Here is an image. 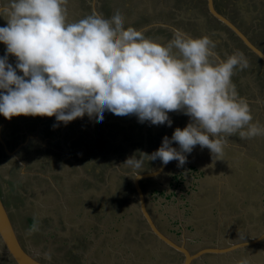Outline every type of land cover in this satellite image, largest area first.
Segmentation results:
<instances>
[{"label":"clouds","instance_id":"9594fccd","mask_svg":"<svg viewBox=\"0 0 264 264\" xmlns=\"http://www.w3.org/2000/svg\"><path fill=\"white\" fill-rule=\"evenodd\" d=\"M66 4L8 0L0 11L7 21L0 27V43L6 46L0 57V115L5 119L54 116L67 125L85 115L102 122L108 111L171 127L168 113L183 112L192 122L175 129L171 139L164 137L154 153H141L165 166L178 161V167L197 145L219 160L224 136L264 135V125L252 123L249 104L238 98L231 81L234 69L248 66L242 54L220 59L213 41L180 29L162 46L132 27L125 30L119 13L104 18L93 12L69 23ZM9 56L16 58L15 68ZM123 165L139 170L143 160L133 156ZM140 173L135 179L142 178Z\"/></svg>","mask_w":264,"mask_h":264},{"label":"crops","instance_id":"0c3cea01","mask_svg":"<svg viewBox=\"0 0 264 264\" xmlns=\"http://www.w3.org/2000/svg\"><path fill=\"white\" fill-rule=\"evenodd\" d=\"M89 1L90 0H74L72 4L80 2L79 6H83L86 10H88V13L86 14L88 16L92 14ZM141 1L143 2V0ZM160 2L163 4L164 0H160ZM223 2L219 7L221 8V13H225L222 9V6H224ZM103 3H97L96 9L104 18H111L116 13L121 14L123 18L125 16L129 17V12L127 10L129 7L127 3L123 4V7L120 10L112 11L111 9L108 10V13L102 9L104 5ZM5 5L6 4L0 1V11L3 10V6ZM142 9H147V13L150 16L149 18L148 15L144 17L139 16L138 11H143ZM161 10L164 11L163 8H161ZM167 11H171L172 14L176 13V9H169ZM141 18L144 19V23L139 22V19ZM207 19L211 20L208 15ZM154 22H162L168 25L175 26L185 33L192 35L194 38H209L215 44L214 52L217 53L222 59H225V57L223 52L221 51V48L225 47L226 45L229 46L231 52L235 50V52H237V55L238 53H243L245 55L243 57L247 56V58L251 59L255 57L254 55L250 54L245 48H243L245 49V51H243L242 47H239L241 48V51H237L235 49L236 46L234 48V46L231 45L228 37L226 38V33L223 30L226 31L227 29H225L221 25L220 27H210L211 30L207 29L209 32H205L206 35L195 30H193V32L187 31L176 21H170L166 18L164 19L163 17L153 15L149 5H145L144 7L140 6L138 8L136 7V12L133 14L132 19H124V28L126 30L128 27H132L137 30L149 23ZM6 26L7 21L0 17V27ZM142 34L145 36V38L151 39L152 41L157 42L162 46L167 44V42L173 38V32L160 27L152 28L143 32ZM214 36H216V38ZM173 52L175 53L176 50L173 49ZM236 69L237 71H239L240 68L237 67ZM17 72L19 71L17 70ZM232 77L234 79V76ZM234 81L235 79L232 80V83ZM106 112L107 116L103 119L102 122H97L94 117V119H92V121L88 125L87 122L85 125L80 126L73 124L72 122L65 125L62 122H57L55 117L53 118V120L49 117L39 116L13 117L11 121H15L16 123L21 124L23 126V129L21 131L19 129H9L6 131V133L1 132V138L4 140V142H7H5V144L8 150H15L21 143H25V149L28 150L11 151L15 152V154L18 156L20 162L23 163V165H21L13 156L7 155L2 145L0 144V149H2V151L0 152L4 156L2 157L4 158L2 159L3 168H6L7 172L10 174V178L13 179L12 183L11 181L8 182L9 185L10 183L12 185L11 189L15 190L14 201L16 204V209L14 213H12L14 215V227L17 230L18 235H20V233L25 235V230H35L41 235L45 230H49L50 232L52 231L50 228L55 227V229L63 232L66 237L70 235V242L67 241L69 239H66V241L67 243L71 244L74 238L73 235L76 233H80L79 231L81 229L83 230L85 228V234L89 236V239H92L91 236L95 234L94 232L97 227H104V223L87 222L88 215L96 211V209L94 208L95 204L90 202L91 199L94 198L96 200L99 197L110 196L109 193H104L106 190H103V187L107 185V183H109L108 175H110L109 173H111L110 170L109 172H107V178L105 179L102 178L101 180H95L88 177L91 171H94V173H98V169L95 168L96 162L94 161L99 160L100 162L99 164H97V167H102V161L99 158L100 155L98 151H96L97 149L95 147V143H91V140H96L97 130L101 129V139L103 141L105 140V143L107 141L110 144L109 147L112 145L115 149L117 148L116 146L118 139H126L127 142L119 145L121 146L119 148L120 151H127L129 153V159L132 158V152L150 155L158 150L159 147H161L163 141L162 137L159 142H156L157 139L162 136L161 134H159L161 130L170 131V135L168 136V138L171 139L175 129H177L179 125H181L180 129L183 130L190 122H192L190 120V117L184 115L183 112L168 113L169 119L172 121L171 127H169L167 123L164 125H151V123L148 121L141 123L139 122L138 117H136L135 115L121 117L116 116L111 112ZM83 119L87 121L90 120L87 115H85ZM54 124L58 126L54 128ZM113 126H115L116 129H114ZM0 127L3 126L0 125ZM224 139L226 141L227 139H229L228 142H230L227 151L228 153H230L231 151L249 150L250 146L249 144H247V140H239L238 133L231 136H224ZM9 143L11 145V148L8 147ZM172 145L174 146L176 145V143H173ZM205 150L210 151L207 148L202 149L199 145L195 146L193 149V151ZM113 155L114 154H111V156ZM243 155L245 156V154L242 152L241 156ZM114 156H116V154ZM223 156L224 157L222 158V160L224 159L226 161L225 155ZM153 162L154 163L152 164V166H154L155 163L158 164L157 160ZM172 162L173 161L170 162L168 168H170ZM178 163V161H175L177 167ZM123 164L124 163L121 164L120 162L119 164L111 167H118V169H115V171H119L121 169L120 166L128 168ZM223 165H225V163H222V166ZM144 166L145 165L143 164L141 167V173L154 169L150 168L149 166ZM222 166L221 164H214V162L208 163L207 160L204 167L196 168L190 158L187 157V162L183 166L178 167L173 171L171 170L168 176L163 177V172L157 178L149 179L148 184L152 183L154 187L151 186V191L145 190V195H148V197H152L155 196L158 192L157 194L161 196L162 192H164V196H171V199L169 200L171 201L175 195L178 199L179 197H182V195L185 197L188 194H193L198 198L197 201L199 202H194V206L196 208L201 206L199 214L197 213V209L195 210L194 217H196V219L203 220V222H201L203 224H210L209 228L212 230V232H216V222L211 223V219L214 218L215 220L217 214L225 210L226 203H229V200H231L229 199V197L233 198L234 195L239 194V190L236 189V186L232 188V185H229V183L232 184V182L229 181L231 179V176L219 171V168ZM243 168H245V165H243ZM205 173H208V175H206ZM14 174H17L18 177L16 176L15 178L13 176ZM117 180L119 181V179ZM206 181L210 182V184L205 183ZM242 183L244 184L243 187H241L242 190L246 192L247 195H250L249 198H253V200H249L248 204L250 206L254 205L255 207H258V205L261 203L264 205L263 181L254 180L253 182L248 181L247 183ZM94 185H96L97 187H94ZM159 187V191H156V189ZM113 188L115 189L114 191H116L118 188V183L115 184L114 182ZM229 189H236L237 193H232V190L229 191ZM114 191H112V193L117 194V192L115 193ZM207 192H209L210 194ZM231 194L233 195V197L231 196ZM97 203L99 202L97 201ZM235 205L236 206L233 205L232 207L235 215L244 213V207L240 201H237ZM207 211L208 217L211 216L209 223L207 218L201 216V213L206 214ZM85 215L87 217H85ZM26 219L33 221L32 224H29V227L25 223ZM191 220L192 221H190L189 224H193L191 228H194V225H196V220L193 217ZM83 225L86 226L83 227ZM196 227L198 229L205 228L201 225H196ZM260 227L264 228L262 226ZM224 230L225 229L223 228V231L221 232H224ZM183 232L186 233L185 229L183 230ZM263 233H261L257 237H261V239L258 240L257 243L253 244L256 245L254 247H257V244L259 242L264 241V237L262 238ZM257 238L250 239L249 241H239L234 244L247 242L251 243ZM249 246H245L239 249H233L231 251H227L224 249L222 254L236 250H248ZM250 259L251 261H253L252 258ZM250 264H252V262H250Z\"/></svg>","mask_w":264,"mask_h":264},{"label":"rangeland","instance_id":"374dc122","mask_svg":"<svg viewBox=\"0 0 264 264\" xmlns=\"http://www.w3.org/2000/svg\"><path fill=\"white\" fill-rule=\"evenodd\" d=\"M0 1L4 4H7L8 2L7 0ZM73 1L74 0H67V4L65 5L67 9V22L69 23L79 21L80 19L86 17V14L88 13V10H86L83 6H79L80 2L72 4ZM98 2L100 4L103 2L106 3L108 9H112V11L120 10L123 7V4H125L126 2H128L129 5L133 4L132 8L127 9L129 12V17L125 16V20H129V18L132 19L133 14L136 12V7L138 8L140 6L144 7L145 5H149L153 15L163 17L164 19L166 18L170 21H176L187 31L193 32V30H195L206 35L205 32L208 31L207 29L211 30V25H208V21L210 19H207L208 14L206 12L205 3L203 0L202 4L195 3L193 2V0H182L181 2H178L177 0H164L163 4L160 2V0H143V2L140 1V3H138L136 0H98ZM216 2H218V0H216ZM223 3V12L227 13L231 17V20L237 22L239 26L244 28L243 30L247 32L246 35L249 36L259 47L264 48V0H224ZM161 8H163L164 11H162ZM169 9H176V13L172 14L171 11L168 12L167 10ZM142 10L143 11H138L140 17L143 15V13H146L148 15L147 9ZM223 31L226 33V38L228 37L231 45L234 46V48L236 46L235 49L237 51H241L238 42L231 37L229 32L225 30ZM214 37L216 38V36ZM221 51L223 52L225 59L228 56L237 54L235 50L231 52L228 45L222 47ZM243 51H245V49H243ZM5 54L6 46L3 43H0V57H4ZM239 54L245 56L243 53H238V55ZM244 59L247 61L248 66L243 70L239 69V71H237V69H234L233 76L235 81L233 82V84L236 86V91L239 95L238 98L245 99L249 104L251 115L253 116L252 123L259 122L260 125H264V68L262 65L254 64L255 62L251 58H247V56L244 57ZM8 63H10L13 68H15L17 63L16 58L14 56H9ZM17 74L23 75L20 72H17ZM106 116L107 112L105 111L104 118ZM53 118L54 116L51 117L52 120ZM92 119H94V117L88 121L84 120L83 118H77L76 120L72 121V123L80 126L85 125L88 122V125L92 121ZM11 120L5 119L2 115H0V125L3 126V130L5 131L4 133H6V131L9 129H19L20 131L23 129V126L21 124H18L15 121ZM113 128L116 129L115 126H113ZM178 128L180 129L181 125H179ZM101 132V129L96 131V140H91V143H95V147L97 149L96 151H98L100 155L99 158L102 161V167H97V164H99L100 162L99 160L94 161L96 162L95 168L98 169L99 174L91 171L88 177L95 180H101L102 178L105 179L107 178V172H109L110 170L111 173L109 174L111 176L108 175L109 183H107V185L103 187V190H106L104 193L110 194V200H112L113 198L123 199V190H118L123 184L117 180L118 176L128 175V180H131L133 177L132 172L139 173L142 170L141 168L139 170H134L130 167L125 168L123 166H120L121 169L119 171H115V169H118V167L111 166L119 164L120 162L121 164L125 163L126 159H128L129 153L127 151H120L119 148L121 147L119 145L127 142V140L118 139L116 146L117 148L115 149L114 146L111 145L109 147L110 144L107 141L105 143V140L103 141L101 139ZM169 132L170 131L161 130L159 134H161L162 136L158 138L156 142H159L162 137H168L170 135ZM238 138L239 140L242 139L239 133ZM244 140H247V144H249L250 146L248 151H231L230 153H228L227 151L230 142H228L229 139H227L226 145L223 148V155H225L226 161L224 159L222 160V158L224 157L223 155L218 158L219 160H214L212 153L206 150L192 151L190 154H185L186 157L190 158L196 168L204 167L207 160L208 163L214 162V164H221V166L222 163H225V165L219 168V171L221 173L224 172V174L230 175L231 179L229 181L232 182V184L229 183V185H232V188L236 186V189L239 190L238 195H234L233 197V195L231 194L233 198L229 197V199L231 200H229V203H226L225 210H223V212L221 213H218L217 217H215V220L214 218L211 219V216L208 217V211L206 212V214L201 213L202 217L208 219V223L210 219L211 221H213V223L216 222L218 232H212V230L209 228V224H207L206 226V224L201 223L203 222V220L196 219V217L193 216V218L196 220V225H201L205 228L198 229L196 225H194V228H189L188 230L185 229V242L190 244L192 249L199 250L207 242H211L212 246L218 245L221 246L220 248H226L239 241H249L250 239L257 238L261 233L264 232V228L260 227H264V205L261 203L258 205V207H255L254 205L250 206L248 204L249 200H253V198H249L250 195H247L246 192H244L241 188L244 185L242 182L247 183L248 181L253 182L254 180H262L264 183V135ZM105 145L108 147H106ZM172 146L173 145H171V147ZM9 147L11 148L10 143ZM242 152L245 154V156H241ZM111 154H116V156H111ZM131 154L132 157L135 156L137 159H140V156H142L141 154L135 152H132ZM2 157L4 156L0 152V194L2 196V199L4 200L5 205L8 208V211L10 210L9 214L11 219L12 216L14 219L13 213L16 209V204L13 198L15 196V190L11 189V183L9 185L8 181H10V179L12 178H10V174L7 172L6 168H3L2 159L4 158ZM157 162L158 164L155 163L154 166H152L154 162L151 160L148 161L147 157H143V164L145 165L144 167L149 166L150 168L155 169L161 163L159 159H157ZM202 163L204 166L202 165ZM243 165H245V168H243ZM109 168H112L113 171ZM122 168H124L125 170ZM177 168L178 167L175 164V160H173L170 168L167 167V169L164 171L163 177L168 176L171 170L173 171ZM205 174L208 175V173ZM13 176L15 178L16 176L18 177L17 174H14ZM114 182L115 184L118 183V188L116 191H114L115 189L113 188ZM205 183L210 184V182L208 181H206ZM142 186L143 190L147 191L152 190L151 186L154 187L152 183L148 184V180H143ZM94 187L97 186L94 185ZM236 189H229V191L232 190V193H237ZM112 191H114L115 193L117 192L118 195L113 194ZM126 192L129 193V191L127 190ZM129 194L133 195L134 193L133 191H130ZM155 196H158V194L156 193ZM155 196L148 197L149 202H151L150 204H153V197ZM193 197L196 199V201L198 200V198L194 195ZM237 201H240L244 207V213H240L239 215H235L234 211L232 210L233 205L236 206L235 203ZM197 203L199 202L197 201ZM105 206L106 203H103L101 208L107 210ZM130 207L133 208V212L137 214L135 211L137 206L133 203L130 204ZM175 208L176 207L170 201L165 202L164 206L162 207V213H167L168 211H172ZM196 209L197 213L199 214L201 206L197 207ZM122 213L124 215V207L119 211L111 210L108 214L104 213V211L101 209H97L95 212H92L88 215L87 222L104 223V227H97L94 232L95 234L91 236L94 241L92 243L87 242L84 245V250H82L80 258L84 259L85 262H80V264H92L93 260L96 262L98 257L106 259V264H113L114 261H117L119 264H134L135 260L137 259L136 257H139L141 254L144 255L140 250V247H146L148 249L149 254L146 255V257L148 256L150 260H153L155 258V251H153L155 242L152 241L150 244H142L140 241L138 232L142 229V224L134 222L132 225H127L123 220L124 217L120 218V220L118 221L119 218L117 217L122 215ZM135 216L138 217V214ZM85 217L87 216L85 215ZM137 221L141 222L139 218ZM84 226L86 225H83V227ZM125 228H130L129 230H132V232H127ZM223 228L225 230L224 232H221L223 231ZM50 229L52 231L49 232V230H45L41 235L35 230H25V235L20 233V237L26 248L33 252V255L44 258L45 253H47L48 256H50V260H52L54 264H76L72 260L67 259L65 256V253H67L70 248V243H67V241L70 242V235L66 237L63 232L55 229V227ZM79 232L83 233V230L81 229ZM73 236H75V240L79 239L80 237L77 233ZM66 239L69 240L66 241ZM254 246L256 245L249 246L248 250H236L223 254H214L213 256L208 257H206V255H202L198 262L195 263L250 264V262H252V264H264V241L259 242L257 244V247ZM95 247L97 248L95 251H93V248ZM250 258H252L253 261H251Z\"/></svg>","mask_w":264,"mask_h":264},{"label":"flooded vegetation","instance_id":"af4514ba","mask_svg":"<svg viewBox=\"0 0 264 264\" xmlns=\"http://www.w3.org/2000/svg\"><path fill=\"white\" fill-rule=\"evenodd\" d=\"M177 1L181 2L182 0H177ZM203 1L205 3V0H203ZM223 1L224 0H219V3H217L216 0H214L215 7L217 8V10L219 12L221 10V8H219L220 4ZM90 2H91V0L89 1V3ZM193 2L202 4L201 0H196V1L193 0ZM206 12H207V10H206ZM225 15H227L231 19V17L227 13H225ZM211 19H213V18H211ZM233 23L245 35L247 34V32H245L243 30L244 28L239 26L237 24V22L233 21ZM226 31L229 32L231 37L238 42L240 47L242 46V48H244V46L241 44V42L235 36H233V34L228 29ZM249 39L253 43H255L250 37H249ZM0 128H1V132L4 133L3 127H0ZM8 147H9V144H8ZM25 148H26L25 145H23L19 149V151H28ZM0 151H2V149H0ZM10 151H12V149ZM142 158L143 157H141L140 159H142ZM127 176L128 175H122V176L120 175L117 178L123 184L119 188V190L120 189L123 190V194H124L123 199L113 198L112 200H110L111 199L110 196H103V197L97 198L96 200L93 198V199H91L90 202L95 204L94 208L96 210L101 209L106 214H108L111 210L119 211L121 208L124 207V215L122 213V215L118 216L117 217V218H119L118 221L120 220V218L124 217L123 220L125 221V223L127 225L128 224L132 225L134 222H138L139 224H142V229L139 230V232H138V234L140 236L141 243L142 244L143 243H149L150 244L152 241L155 242L154 248H153V251H155V258L153 260H150L148 256L146 257V255L149 254L148 249L146 247H140V250L143 252L144 255L141 254L139 257H136L137 259L135 260L134 264H182L184 261V256L182 255V253L180 251L169 246V244H167L166 241H160L155 235H153L151 232H149V227H148L145 219L143 218L142 214L138 210L139 204H138V201L135 197V192L132 188V182H131V180H128L129 177H127ZM10 181L12 183L13 179H10ZM141 184H142V182H141ZM159 189L160 188H157L156 191L157 190L159 191ZM126 190L129 191V193H130V191H133L134 194L130 195L128 192H126ZM144 193L146 194L145 190H144ZM117 195H118V193H117ZM0 196H1V194H0ZM170 197L164 196V192H162L161 196H159V194H158V196H155L153 198V204H150L151 202H149L148 196L145 195L146 209H147L153 223L155 224L156 228L164 235V237H166L167 240L175 243L179 247L184 246V248L189 252L190 255L196 254L197 252H199L200 250H203L205 248H213V249L220 248L221 246H218V245L212 246L211 242H207L206 244H204V246L202 248H200L199 250H196V249H192L190 244L185 242L186 241L185 240L186 234L183 232V230L184 229L188 230L189 228H191L193 226V224H189V223H190V221H192L191 219L195 215L196 207L194 206V202L196 201V199L193 197L192 194L191 195L188 194L185 197L182 195V197H179L178 199L176 198V195H175L170 202L176 208L173 209L172 211H168L167 213H162V211H163L162 207L164 206V203L166 201H169L171 199ZM1 198H2V196H1ZM14 199L15 198H13V200ZM93 200H95V201H93ZM2 201L4 203L3 199H2ZM97 201L99 203H97ZM103 203H106L105 208L107 210H104L101 208ZM112 203H113V205H112ZM133 203L137 206L135 211L138 214V217L135 216L137 214H135L133 212V208L130 207V204H133ZM126 210H128V211H126ZM9 216H10V214H9ZM138 218H139V220H141V222L137 221ZM10 219H11V217H10ZM11 221H12L13 225H15L13 218L11 219ZM210 222L213 223V221H210ZM25 223L29 227V224H32L33 221L26 219ZM129 229L130 228H127V229L125 228V230H127V232L128 231L132 232V230H129ZM84 230H85V228L83 229V233H78V235L80 236L79 239L75 240V238H73L72 243L69 244V247H70L69 250L67 251V253H65L66 258L69 260H72L76 264H80V262H82V263L85 262L84 259L80 258V255L82 254V250H84L83 247L87 242L92 243L94 241L92 239H89V236L85 234ZM180 236H181V238H180ZM18 238H19L20 245L23 248V250L26 251L29 255H32L37 261H39L43 264H54V262L52 260L46 258L45 255H44V258L46 260L44 258L37 256V255H33V252H31V250L27 249L26 246L24 245L20 235H18ZM96 248L97 247L93 248V251H95ZM221 249H223V248H221ZM5 252H6L5 248L0 250V264H16L15 261L12 259V257H9ZM214 254H220V253H206V254H202V255H206V257H208V256H213ZM202 255L193 259L190 262V264H196ZM106 263H107L106 259L98 257L96 262L93 260L92 264H106ZM113 264H119V263L117 261H114ZM125 264H127V263H125Z\"/></svg>","mask_w":264,"mask_h":264},{"label":"water","instance_id":"95a60500","mask_svg":"<svg viewBox=\"0 0 264 264\" xmlns=\"http://www.w3.org/2000/svg\"><path fill=\"white\" fill-rule=\"evenodd\" d=\"M99 3L98 0H91L90 6H91V11L92 13H98V10L96 9V4ZM205 7L207 10L208 15L216 20L221 26H223L225 29H228L233 36H235L241 44L244 46V48L252 55H254L256 58H258L264 65V48H259L255 43H253L247 35H245L234 23L233 21L225 14L219 12L217 8L215 7L214 0H205ZM164 28L168 29L169 31L173 32L175 29H179L175 26L168 25L162 22H154V23H149L139 29L137 31L140 32H145L147 30H150L152 28ZM181 30V29H180ZM184 32V31H183ZM192 38H194L192 35L188 34ZM195 39V38H194ZM217 54V53H216ZM217 56L222 59L218 54ZM1 128H0V144L2 145L4 151L6 152L7 155L13 156L21 165H23L22 162H20L18 156L15 154V152H11L8 150L4 140L1 138ZM25 145V143H21L18 145V147L15 150L12 151H19V149ZM179 151V145L176 144L173 146ZM170 163V162H169ZM169 163L165 166L160 163V165L147 172H142L140 173L141 179H135V176L138 174V172H132L133 177L131 179L132 182V188L135 192V197L138 201V210L142 214L143 218L145 219L148 227H149V232H151L153 235H155L160 241H166L169 246L172 248L180 251L182 255L184 256V261L182 264H190V262L199 257L202 254L206 253H222L225 250L231 251L228 249H239L245 246L253 245L258 242V240L261 239L257 238L253 240L251 243H239V244H234L230 245L226 248H205L203 250H200L196 254L190 255L189 252L184 248V246L179 247L175 243L167 240L166 237L156 228L155 224L153 223L147 209H146V199H145V193L144 190L141 186V181L143 180H149V179H155L157 178L160 174H162L167 167H169ZM264 237V234H262V238ZM6 249V254L9 257H12V259L15 261L16 264H43L39 261H37L32 255H29L26 251L23 250V248L20 245L19 239H18V234L17 230L15 229L10 216H9V211L5 204L2 201V198L0 196V250L1 249Z\"/></svg>","mask_w":264,"mask_h":264},{"label":"trees","instance_id":"16d2710c","mask_svg":"<svg viewBox=\"0 0 264 264\" xmlns=\"http://www.w3.org/2000/svg\"><path fill=\"white\" fill-rule=\"evenodd\" d=\"M138 3H140V1L139 0H136ZM196 1V0H195ZM127 4H128V2H126ZM217 3H219V2H217ZM104 5H103V7H102V9L105 11V12H107L108 13V10H110V9H108V7H107V4L106 3H103ZM132 6H133V4H131V5H129L128 4V7L129 8H132ZM205 11V10H204ZM223 14H225V13H223ZM147 14L146 13H143V15L141 16V17H144V16H146ZM150 16L148 15V18H149ZM238 19H239V16H238ZM139 22L140 23H144L145 21H144V19L143 18H141V19H139ZM208 25H212V26H210V27H215V26H218V27H220V24L217 22V21H215L214 19H211L209 22H208ZM223 27V26H222ZM252 60L255 62V64L256 65H262L263 66V68H264V65H263V63L258 59V58H256V57H253L252 58ZM232 78V80H234L233 79V77H231ZM235 90H236V86H235ZM236 93H237V91H236ZM149 181V180H148Z\"/></svg>","mask_w":264,"mask_h":264},{"label":"bare ground","instance_id":"6f19581e","mask_svg":"<svg viewBox=\"0 0 264 264\" xmlns=\"http://www.w3.org/2000/svg\"><path fill=\"white\" fill-rule=\"evenodd\" d=\"M264 234V233H263ZM230 250H232V249H230Z\"/></svg>","mask_w":264,"mask_h":264}]
</instances>
